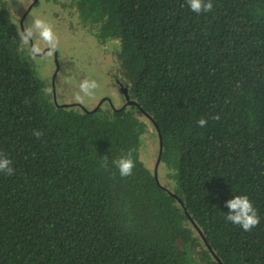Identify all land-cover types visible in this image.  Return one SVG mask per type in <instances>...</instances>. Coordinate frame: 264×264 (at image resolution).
Segmentation results:
<instances>
[{"label": "trees", "instance_id": "1", "mask_svg": "<svg viewBox=\"0 0 264 264\" xmlns=\"http://www.w3.org/2000/svg\"><path fill=\"white\" fill-rule=\"evenodd\" d=\"M212 3L61 2L119 41L136 103L86 111L54 100L0 0V153L15 170L0 173V264H264V0ZM130 150L122 178L112 161ZM235 195L257 209L250 231L225 219Z\"/></svg>", "mask_w": 264, "mask_h": 264}, {"label": "rangeland", "instance_id": "2", "mask_svg": "<svg viewBox=\"0 0 264 264\" xmlns=\"http://www.w3.org/2000/svg\"><path fill=\"white\" fill-rule=\"evenodd\" d=\"M8 2L18 20H20L28 4L32 3L31 0H8ZM61 2L66 3V0H59L52 9L42 5L36 7L29 15L27 22L31 23L32 20L37 18L44 19L53 26V30L59 39L56 51L60 70L56 72L57 79L54 84L58 98L57 103L62 105H68L72 102L79 103L73 101L75 100V94L78 92L79 83L83 79H95L100 87L95 91V95L92 98H85V102L81 103L84 104L85 108L91 109L97 98H101L102 94L108 93V83L105 79V74L99 72L94 65L97 56H94L93 52L88 50L85 45L90 42L88 32L78 22L77 14L74 10L69 9V5L63 6ZM43 7L45 10H41ZM33 43L43 46V41L39 39L38 35L33 40ZM113 43L117 49V46H119L118 41ZM104 55L113 57L116 55V50L113 48L109 54L104 52ZM91 57L93 58L91 59ZM34 60L41 76L48 80L47 77L51 75L52 67L54 68L55 66V56L53 54L49 56L47 53L46 55L35 57ZM146 142L151 144V147L148 145L145 147V159L150 164V167L154 169L157 164L158 141L155 137L149 136Z\"/></svg>", "mask_w": 264, "mask_h": 264}, {"label": "clouds", "instance_id": "3", "mask_svg": "<svg viewBox=\"0 0 264 264\" xmlns=\"http://www.w3.org/2000/svg\"><path fill=\"white\" fill-rule=\"evenodd\" d=\"M187 4L190 10L196 14L207 13L213 10L212 0H187ZM37 35L43 41V46L33 44L29 50V54L32 56L41 54L44 47H46L48 55L50 56L59 45V39L51 24L44 19L37 18L24 26L22 30L18 31V36L25 45L32 44ZM99 87L100 85L95 79H83L79 83L78 92L75 94L74 99L79 103H84L85 98H92ZM215 118L218 119V117ZM197 124L203 128L207 125V120L202 117L197 121ZM42 134L40 130H33V136L37 139ZM112 163L116 166L122 178L129 177L133 174L135 161L131 150L126 154H122L118 159H114ZM103 167H108L106 156L103 159ZM0 173L8 176L15 174L12 161L3 153H0ZM226 207L228 208L225 217L226 221L234 225H239L245 232L252 230L260 223L257 209L253 206V202L247 195H235L232 199L226 201Z\"/></svg>", "mask_w": 264, "mask_h": 264}, {"label": "flooded vegetation", "instance_id": "4", "mask_svg": "<svg viewBox=\"0 0 264 264\" xmlns=\"http://www.w3.org/2000/svg\"><path fill=\"white\" fill-rule=\"evenodd\" d=\"M31 1L32 3L28 4V6L23 11V15H21V18H20V23H21L22 28L25 26V23L26 24L28 23L27 19L29 15L31 14V12H33L34 9L38 5L40 6V0H31ZM83 28L86 29V31L88 32L89 41H90L89 44L86 42L87 44L85 45L88 50L93 52L92 54L94 56H97V59L94 61V65L99 72H102L105 74V77H106L105 79L108 83L107 85L108 93L102 94L101 98H97L91 109L85 108L84 104H81V103L72 102L68 104L67 106H77L86 111H90V110L95 111L101 107L110 106L112 108H119V107L124 108L130 105V103L134 101H132L131 99L129 88L124 81V78L118 66V60H117V54L120 49V44L119 46H117V49H116L115 47L116 45L113 43L114 41H118V40H102L101 38H99L98 35H95L90 28L85 27V26H83ZM33 44L34 43L32 42L30 46L32 47ZM113 48L116 50V55H114L113 57L104 55V52H107V54H109V52ZM47 53H48V50L47 48H45L43 52L41 54H38L37 56L46 55ZM52 54L55 56V66L54 68L52 67L53 71H51V75L49 74L50 76H48V78L50 77L49 78L50 79L49 84L51 86L50 94L53 96L54 100L58 102V98L55 93L54 84H55V80L57 79L56 72H59L60 68H59L57 51L55 50ZM92 58L93 57H91V59ZM73 101H76V100H73Z\"/></svg>", "mask_w": 264, "mask_h": 264}, {"label": "water", "instance_id": "5", "mask_svg": "<svg viewBox=\"0 0 264 264\" xmlns=\"http://www.w3.org/2000/svg\"><path fill=\"white\" fill-rule=\"evenodd\" d=\"M136 103L135 102H131L130 105H135ZM158 128V127H157ZM158 130V129H157ZM159 132V131H158ZM161 154H162V139H160V151H159V156H158V162H157V166L159 165L160 161H161ZM155 177L156 179H158V175H157V171L155 173ZM206 242V240H205ZM219 261V260H218ZM220 262V261H219Z\"/></svg>", "mask_w": 264, "mask_h": 264}]
</instances>
